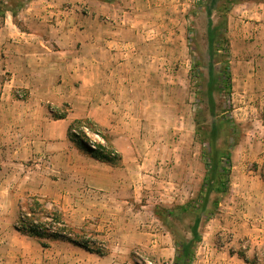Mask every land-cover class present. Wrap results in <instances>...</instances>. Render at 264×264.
<instances>
[{"label":"rangeland","instance_id":"1","mask_svg":"<svg viewBox=\"0 0 264 264\" xmlns=\"http://www.w3.org/2000/svg\"><path fill=\"white\" fill-rule=\"evenodd\" d=\"M13 25L77 54L70 72L80 81L91 61L109 68L110 88L98 93L113 104L101 131L123 169L121 187L102 190L80 171L56 172L47 157L46 166H0V264H174L187 245L190 264H264V0H0V38L10 40ZM7 53L0 45V60ZM61 93L55 105L34 93L48 119L71 111L76 91ZM28 97L0 86V149L10 145V116L25 125ZM33 196L106 254L63 241L42 247L17 232ZM188 201L198 212L177 214Z\"/></svg>","mask_w":264,"mask_h":264},{"label":"crops","instance_id":"2","mask_svg":"<svg viewBox=\"0 0 264 264\" xmlns=\"http://www.w3.org/2000/svg\"><path fill=\"white\" fill-rule=\"evenodd\" d=\"M4 28H1L0 34L4 33ZM13 28L10 27V40L0 38V45L9 52L0 60V72L10 70V80L2 81L0 78V86L10 85V90L29 92L24 102L29 111L23 127L16 123L15 116H10V145L5 150L0 149L2 158L5 157L0 166H46L42 160L47 157L56 172L66 169L80 171L84 177L82 181L93 189L121 187V166H110L89 157L67 136L69 123L75 119L88 117L103 129L108 126L112 98L98 92H106L110 88L105 79V76H110L109 68L100 70L91 61L88 78L80 81L82 73L70 72L73 66L71 60L76 59L77 54L55 50L54 36L35 31L31 33L15 25ZM97 57L94 55L90 59ZM62 91H76L71 111L64 119H48L50 111L34 98V93L39 92L42 99L55 105L62 102ZM11 103L16 105L10 100ZM110 143L115 148L111 138Z\"/></svg>","mask_w":264,"mask_h":264},{"label":"trees","instance_id":"3","mask_svg":"<svg viewBox=\"0 0 264 264\" xmlns=\"http://www.w3.org/2000/svg\"><path fill=\"white\" fill-rule=\"evenodd\" d=\"M234 1V0H232ZM225 39V38H224ZM226 41V40H224ZM230 72L227 68L223 71V80L226 83V88L230 86ZM66 114L54 116V119H64ZM77 130H76V129ZM87 128L92 133L100 136L105 144H96L95 148L89 147L84 139L86 135L80 129ZM101 127L92 119L86 117L81 119H75L67 129L68 138L75 144V146L89 157L106 163L110 166H118L121 161V154L110 143V139L106 135L102 134ZM227 164H230L229 154L225 155ZM223 173L219 174V180L222 181V190L220 192H226L227 186L225 181L227 180L229 169L223 168ZM224 177V178H223ZM210 188V176L206 175L204 183L202 184L199 195H204ZM51 204L52 209H48L47 205ZM176 213H194L198 212V208L195 207L192 201H188L184 205L176 207ZM171 216H175L173 210L167 211ZM14 229L20 234L27 235L29 237L37 238L42 247H47L48 242L63 241L73 245L79 246L88 252H92L98 255H105L107 248L102 242L92 240L90 237L81 236L72 227L68 226L63 219V215L60 210L56 209L51 202L40 199L33 196L30 198V202L27 204L25 210H20L18 213ZM192 250L189 245L178 247L176 250V257L174 264H190L192 259ZM242 259L246 260L243 254H238Z\"/></svg>","mask_w":264,"mask_h":264},{"label":"built area","instance_id":"4","mask_svg":"<svg viewBox=\"0 0 264 264\" xmlns=\"http://www.w3.org/2000/svg\"><path fill=\"white\" fill-rule=\"evenodd\" d=\"M84 130L87 132V128H84ZM95 136H97V135H95ZM98 137V136H97ZM85 140V142L87 143V145L89 146V147H91V148H95V146H96V144H98V143H100V142H97L95 139H90L89 140V138H85L84 139ZM88 140V141H87ZM100 144H102V143H100Z\"/></svg>","mask_w":264,"mask_h":264}]
</instances>
